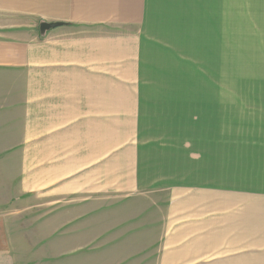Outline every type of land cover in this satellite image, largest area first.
Masks as SVG:
<instances>
[{
  "label": "crops",
  "instance_id": "crops-1",
  "mask_svg": "<svg viewBox=\"0 0 264 264\" xmlns=\"http://www.w3.org/2000/svg\"><path fill=\"white\" fill-rule=\"evenodd\" d=\"M0 157L13 196L101 172L173 204L194 190L199 212L164 215L163 264H243L263 235L244 211L264 214V0H0Z\"/></svg>",
  "mask_w": 264,
  "mask_h": 264
},
{
  "label": "rangeland",
  "instance_id": "rangeland-1",
  "mask_svg": "<svg viewBox=\"0 0 264 264\" xmlns=\"http://www.w3.org/2000/svg\"><path fill=\"white\" fill-rule=\"evenodd\" d=\"M127 158L130 166L135 167L134 158ZM118 163L119 157L113 166ZM102 173L89 175L103 178L104 183L81 179L80 188L73 191L76 195L70 192L61 198L59 185L32 189L29 193L22 191L15 196L10 188L0 189V208L14 233L18 264L166 263L168 251L157 243L167 236L164 215L199 212L188 201L200 195L192 190L186 199L181 197L178 204H173L172 189L152 184L133 186L136 181H130L125 174L119 180L106 178ZM142 174L147 179L146 173ZM95 183L100 186L94 187ZM259 207L264 208V204ZM208 211L214 209L208 205ZM244 212L263 235L249 237L250 247L255 243V251H246L248 246L243 239L239 242L241 262L264 264V214Z\"/></svg>",
  "mask_w": 264,
  "mask_h": 264
},
{
  "label": "water",
  "instance_id": "water-1",
  "mask_svg": "<svg viewBox=\"0 0 264 264\" xmlns=\"http://www.w3.org/2000/svg\"><path fill=\"white\" fill-rule=\"evenodd\" d=\"M59 25H61V22H59V21L41 22L39 24V30L41 32H44L45 30H48L50 28H53V27H56V26H59Z\"/></svg>",
  "mask_w": 264,
  "mask_h": 264
}]
</instances>
